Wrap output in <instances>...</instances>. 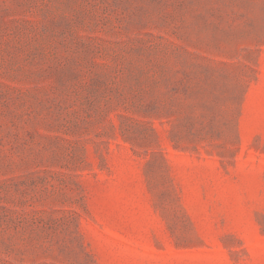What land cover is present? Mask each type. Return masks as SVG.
I'll list each match as a JSON object with an SVG mask.
<instances>
[{
    "label": "rangeland",
    "instance_id": "rangeland-1",
    "mask_svg": "<svg viewBox=\"0 0 264 264\" xmlns=\"http://www.w3.org/2000/svg\"><path fill=\"white\" fill-rule=\"evenodd\" d=\"M0 264H264V0H0Z\"/></svg>",
    "mask_w": 264,
    "mask_h": 264
}]
</instances>
